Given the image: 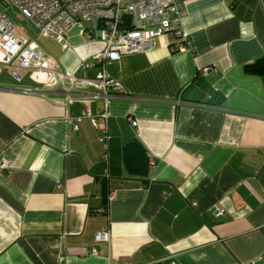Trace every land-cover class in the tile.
I'll list each match as a JSON object with an SVG mask.
<instances>
[{"label":"crops","instance_id":"1","mask_svg":"<svg viewBox=\"0 0 264 264\" xmlns=\"http://www.w3.org/2000/svg\"><path fill=\"white\" fill-rule=\"evenodd\" d=\"M174 1L186 50L168 34L108 63L123 98L0 89V264H264V81L247 70L264 0ZM67 44L45 52L60 72H100L80 68L100 40ZM131 141L148 178L126 169Z\"/></svg>","mask_w":264,"mask_h":264},{"label":"built area","instance_id":"2","mask_svg":"<svg viewBox=\"0 0 264 264\" xmlns=\"http://www.w3.org/2000/svg\"><path fill=\"white\" fill-rule=\"evenodd\" d=\"M9 8L32 22L41 38L61 44L64 49L74 33L85 41L100 40L103 50L80 65L83 71L100 66V72L92 78L60 72L45 54L38 52L31 41L16 31ZM180 11L181 6L174 0H0V75L6 71L16 82H21L26 74H30L31 79L35 74L39 81L36 83L41 85H12L0 89L39 96L62 92L69 101L86 95L89 100L123 98V89L108 74L106 66L119 61L123 55L148 52L159 38L168 34L175 35L180 41L178 50L185 51L188 34L180 27ZM84 117L98 126L97 116L88 113ZM130 122L137 126L134 120ZM109 139L105 133L101 141L106 146ZM149 165L154 167L155 162ZM215 211L217 218L223 214L220 206ZM109 239L108 231L95 237L97 243Z\"/></svg>","mask_w":264,"mask_h":264},{"label":"water","instance_id":"3","mask_svg":"<svg viewBox=\"0 0 264 264\" xmlns=\"http://www.w3.org/2000/svg\"><path fill=\"white\" fill-rule=\"evenodd\" d=\"M9 83L17 86L39 87L40 84L34 82L30 78V74H26L21 82H16L6 71L0 75V84ZM124 147V163L128 173L141 179L149 177V161L143 146L137 141H131Z\"/></svg>","mask_w":264,"mask_h":264},{"label":"rangeland","instance_id":"4","mask_svg":"<svg viewBox=\"0 0 264 264\" xmlns=\"http://www.w3.org/2000/svg\"><path fill=\"white\" fill-rule=\"evenodd\" d=\"M8 14L11 16L12 21L17 26L16 31L22 35L25 39L28 41H31L33 45L36 46L38 52H42L43 54L56 52L58 45L48 39L41 38L36 30L35 26L32 22H29L22 14L18 13L15 9L9 8ZM32 79H37V76L35 74H32Z\"/></svg>","mask_w":264,"mask_h":264},{"label":"trees","instance_id":"5","mask_svg":"<svg viewBox=\"0 0 264 264\" xmlns=\"http://www.w3.org/2000/svg\"><path fill=\"white\" fill-rule=\"evenodd\" d=\"M247 70H249L252 73H255L263 78L264 81V57L260 58L253 64H250L247 67Z\"/></svg>","mask_w":264,"mask_h":264}]
</instances>
